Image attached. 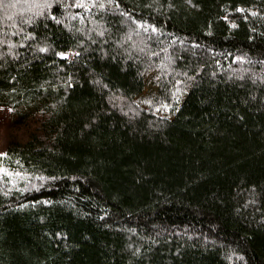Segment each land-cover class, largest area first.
I'll return each instance as SVG.
<instances>
[{
    "label": "trees",
    "instance_id": "16d2710c",
    "mask_svg": "<svg viewBox=\"0 0 264 264\" xmlns=\"http://www.w3.org/2000/svg\"><path fill=\"white\" fill-rule=\"evenodd\" d=\"M85 2L0 0V264H264V0Z\"/></svg>",
    "mask_w": 264,
    "mask_h": 264
},
{
    "label": "snow or ice",
    "instance_id": "6c2138e0",
    "mask_svg": "<svg viewBox=\"0 0 264 264\" xmlns=\"http://www.w3.org/2000/svg\"><path fill=\"white\" fill-rule=\"evenodd\" d=\"M189 2H191V0H189ZM91 3L92 5H95V0H91ZM51 4H50V0H43V3L42 4H32L30 5V7H36L37 9L39 8H44V9H48L50 8ZM75 6H78V7H83L85 9H89L90 8V3L89 2H85V0H80V3L75 5ZM99 7H104V4L101 3L98 5ZM9 7H16L15 4H10ZM240 11H243V9H239ZM39 15H43L44 13L43 12H38ZM126 14V13H125ZM127 15V14H126ZM53 19H55V16H53ZM225 19H227V17H225ZM28 22H31L30 20ZM137 24H140L139 21H137ZM143 25H141L142 27ZM235 26V25H233ZM153 31H156L155 27L154 26H151ZM42 51H46L47 49L46 48H42L41 49ZM57 56H60L62 58H67L69 56V52L67 51H59V52H56L55 53ZM76 55H79V53H76ZM145 103H148V104H151L152 101L151 100H147L145 101ZM163 107L165 109L169 108L170 106L168 104H164ZM0 155H6V153H0ZM8 175H13L12 173H8ZM16 175H19L18 173ZM45 203H48V201H44Z\"/></svg>",
    "mask_w": 264,
    "mask_h": 264
},
{
    "label": "rangeland",
    "instance_id": "374dc122",
    "mask_svg": "<svg viewBox=\"0 0 264 264\" xmlns=\"http://www.w3.org/2000/svg\"><path fill=\"white\" fill-rule=\"evenodd\" d=\"M150 92L146 90V95ZM170 115V112L168 111ZM12 119V111L7 107H0V153H5L10 137V123Z\"/></svg>",
    "mask_w": 264,
    "mask_h": 264
}]
</instances>
